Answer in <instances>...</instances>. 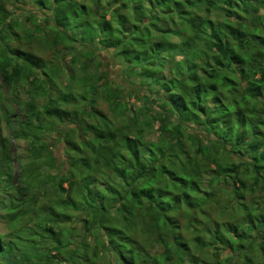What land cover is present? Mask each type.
<instances>
[{
    "label": "trees",
    "instance_id": "16d2710c",
    "mask_svg": "<svg viewBox=\"0 0 264 264\" xmlns=\"http://www.w3.org/2000/svg\"><path fill=\"white\" fill-rule=\"evenodd\" d=\"M0 264H264V0H0Z\"/></svg>",
    "mask_w": 264,
    "mask_h": 264
},
{
    "label": "rangeland",
    "instance_id": "374dc122",
    "mask_svg": "<svg viewBox=\"0 0 264 264\" xmlns=\"http://www.w3.org/2000/svg\"><path fill=\"white\" fill-rule=\"evenodd\" d=\"M27 25H30L29 22H27ZM30 27V26H29ZM22 29V27L20 28ZM18 33L20 34V36L22 37V32L18 31ZM18 41V40H17ZM15 39H13L12 44L17 42ZM46 41H48V39H46ZM19 42V41H18ZM41 43L44 44H48L45 43L43 41H40ZM19 44H22L23 46H26L27 48H30L31 50H35L45 61H50V62H54L56 55H59L61 57V55H63V57L68 58V52L66 50L63 49V47L59 44H56L55 47L50 48V47H43L40 48L39 46H35V48L32 46L33 44H28V42L25 43V41L22 39ZM79 52V49H78ZM56 53V55H55ZM98 55V59L101 62L100 67L98 68L99 71L101 72V70H105L107 72H109V81H111V83L113 85H117L119 84V82L121 81L120 79V62L117 61L116 59L113 58L112 56V50H102L97 52ZM57 58V57H56ZM67 61V60H66ZM91 69V68H90ZM98 71V70H97ZM61 81V79L59 80ZM77 84V82H75ZM70 89L71 91L77 92L80 89L74 85V84H70ZM123 90H121V93H127L129 90L127 88V86H125V84H123ZM5 93V90H2ZM5 95V94H4ZM7 96V94L5 95ZM24 94L22 92H20V97L24 99ZM132 99H130L131 101ZM105 101L101 100V99H97L96 100V108H101V109H105ZM13 109V112L16 114L18 119H21L24 113V110L18 112V110L15 109V104H11L10 105ZM6 134V132H5ZM9 137V141H10V146H9V151H10V168H11V178H10V182L13 183L14 182V178H15V174L17 172V163L21 160L22 156L25 154V142L24 140L18 139V140H13L10 136V134H8ZM50 143H51V148L54 150L53 151V155L57 156L59 159L62 158L61 157V148L60 145L58 143H56L55 140H53L52 138H50ZM58 159V160H59ZM10 189V187H8ZM7 188V190H9ZM6 190V194L7 191ZM2 230L6 231V228L1 227Z\"/></svg>",
    "mask_w": 264,
    "mask_h": 264
}]
</instances>
